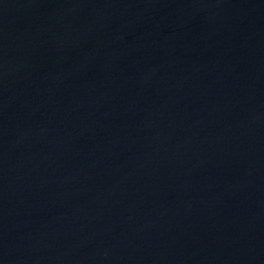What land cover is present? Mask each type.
I'll use <instances>...</instances> for the list:
<instances>
[{
  "label": "water",
  "instance_id": "1",
  "mask_svg": "<svg viewBox=\"0 0 264 264\" xmlns=\"http://www.w3.org/2000/svg\"><path fill=\"white\" fill-rule=\"evenodd\" d=\"M0 264H264V0H0Z\"/></svg>",
  "mask_w": 264,
  "mask_h": 264
}]
</instances>
